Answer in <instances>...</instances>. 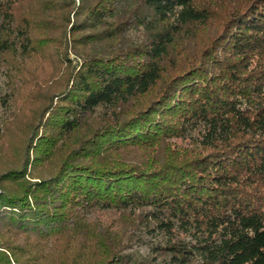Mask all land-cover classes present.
I'll return each instance as SVG.
<instances>
[{
  "label": "trees",
  "instance_id": "16d2710c",
  "mask_svg": "<svg viewBox=\"0 0 264 264\" xmlns=\"http://www.w3.org/2000/svg\"><path fill=\"white\" fill-rule=\"evenodd\" d=\"M79 2L0 0V264H264V0Z\"/></svg>",
  "mask_w": 264,
  "mask_h": 264
},
{
  "label": "rangeland",
  "instance_id": "374dc122",
  "mask_svg": "<svg viewBox=\"0 0 264 264\" xmlns=\"http://www.w3.org/2000/svg\"><path fill=\"white\" fill-rule=\"evenodd\" d=\"M70 1V0H66ZM80 0H74L76 2V5L78 6L80 4ZM212 7V16L211 19L208 21V23L204 25H200L196 31L195 35L193 37H190L189 40H186L181 45V48L184 49L183 56L185 59H192L197 58L198 54L201 53L203 48H205L212 39L215 38V36L222 30L224 27V23L226 20H228L230 13L234 10H238L239 8L243 7L244 0H207ZM26 10H34L33 5L26 2V5L22 9V11ZM25 14V13H24ZM71 21L73 22L75 19L73 17V13L70 15ZM137 36V35H134ZM72 60H74V56L71 55L70 57ZM188 59V60H189ZM6 67V66H5ZM62 68L61 71L56 73L54 76L55 80L57 81L62 75ZM10 75V71L6 68H3L0 71V132H2L3 126L7 121H13L14 115L16 116V113L18 114V111L16 106H18L20 99L25 100V98H28L29 89L26 87H20V82H14L11 81L8 77ZM52 81V80H51ZM50 81V82H51ZM48 83L47 86H43V89H47L50 86H52V83ZM52 91L57 90L55 88L51 89ZM47 92V91H46ZM16 97V105L15 102L13 105V108L9 105L5 106L3 104L2 99L8 98V97ZM16 108V109H15ZM17 111V112H16ZM26 111V110H25ZM26 113V112H24ZM97 113L96 115H99ZM100 116V115H99ZM98 116V117H99ZM178 144L181 146H187L189 142L187 141H181L177 140ZM1 159V156H0ZM93 218L98 219L97 221H101L102 223H106L107 221H113L117 216L113 215V213L110 212H101L98 214H94ZM146 231H143L142 239L136 240L133 243H131L130 248L127 250V253H132L139 259L148 258L151 256L152 249L151 245L156 244L160 241L158 237L155 235H149L148 233H145ZM0 251H5L0 248ZM48 255L54 254L55 252H52V250H48L46 252ZM55 256V255H54Z\"/></svg>",
  "mask_w": 264,
  "mask_h": 264
}]
</instances>
